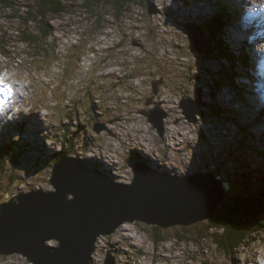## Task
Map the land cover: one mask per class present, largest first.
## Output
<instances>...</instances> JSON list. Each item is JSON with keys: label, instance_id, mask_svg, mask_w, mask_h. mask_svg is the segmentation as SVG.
<instances>
[{"label": "rangeland", "instance_id": "1", "mask_svg": "<svg viewBox=\"0 0 264 264\" xmlns=\"http://www.w3.org/2000/svg\"><path fill=\"white\" fill-rule=\"evenodd\" d=\"M15 1L23 4L26 0ZM112 1L63 0L67 11L49 18L53 34L45 52L19 44L18 22L9 18L12 12L0 8V35L10 41L6 47L9 56H0V112H9L10 115L4 116L12 117L13 121L32 116L23 134L34 146H43L41 152L61 151V142L66 139L77 157L90 165H106L110 176L119 183L129 182L127 160L132 151L155 167L180 174L192 168L191 164L199 168L207 166L201 156L210 143L213 141L224 149L223 143L238 141V126L222 115H215L216 108L212 112L208 108L212 118L206 117L202 125L204 135H211L199 149L198 125L184 119L180 100L194 95L196 86H202L206 89L202 95L204 102L213 105L223 102L234 110H246L254 119L257 110L251 109L252 105L246 108L237 83L251 88L257 85L254 89L260 95L258 111H264V72L256 78V68L250 62V74L255 79L251 82L243 76L242 66L237 65L236 79L231 80L230 61L204 60L188 50L183 25L205 24L202 19L212 17L218 5H229L235 16L232 20L229 16L224 38L229 40L231 53L237 55L236 46L242 43L250 46L233 35L244 8L243 0H144L143 4L134 0L120 11L113 7ZM198 76L199 81L194 80ZM156 79L159 86L154 94L151 83ZM6 85L12 86L11 93ZM213 92L219 103L211 97ZM148 97L162 101L161 108L168 112L161 137L139 113ZM260 118L257 114L250 131L254 144L259 145L250 152L254 161L248 171L254 175L259 174L264 164H261L264 127ZM95 122L105 129L96 133ZM94 159L99 164H92ZM212 163L218 165L220 161ZM51 170L50 161L38 170L19 169L13 174L14 183L10 181V172H0V195L53 190L47 184ZM216 171L219 172L218 166ZM226 177L232 178L222 172L221 178L228 186L230 183L240 192H256L253 197L263 190L259 189L260 183L247 187L238 179L228 182ZM152 228L124 223L111 235L99 237L94 264H103L108 253L115 257V264H264V224L263 229L252 235L248 246L234 253L219 249L210 240L190 241L191 227L183 232L177 228L159 229L157 239ZM176 232L185 238L177 239ZM0 264L28 263L21 256L12 255L0 256Z\"/></svg>", "mask_w": 264, "mask_h": 264}, {"label": "water", "instance_id": "2", "mask_svg": "<svg viewBox=\"0 0 264 264\" xmlns=\"http://www.w3.org/2000/svg\"><path fill=\"white\" fill-rule=\"evenodd\" d=\"M203 25L184 24L183 32L188 50L208 60L209 35ZM194 80L199 81V76ZM157 84L152 83L154 91ZM205 90L196 86L194 95L179 102L184 119L198 125L199 149L211 135H204L202 125L206 117L212 118L209 103L202 97ZM144 116L163 136L164 111L156 107ZM102 129V124H95L96 133ZM127 164L129 182L119 183L105 166L87 164L75 154L62 155L47 182L53 190L1 194L0 256L19 255L28 264H94L98 238L111 235L124 223L164 231L195 225L206 228L223 219L230 229H243L245 218L232 217L236 202L247 209L258 206L261 215L255 219L264 221V204L250 203L252 199L225 184L212 166L191 164L180 174L155 167L141 156L129 158ZM240 212L246 213L243 208ZM103 264H115V257L108 253Z\"/></svg>", "mask_w": 264, "mask_h": 264}, {"label": "trees", "instance_id": "3", "mask_svg": "<svg viewBox=\"0 0 264 264\" xmlns=\"http://www.w3.org/2000/svg\"><path fill=\"white\" fill-rule=\"evenodd\" d=\"M138 1H140L139 4L144 3V0ZM112 2L113 7H117L118 11H120L129 4H132L134 0H114ZM86 5L87 4H85V6ZM70 6L72 7V5ZM66 7L67 6L65 3H63V0H26L23 4H18L15 0H0V8L2 10L12 12L11 15H9V18L18 22L16 34V37L19 38L18 43L25 45L28 49H44V52L47 49L48 39L53 34V30L49 24V18L66 12ZM232 13H234L233 9H231L229 5L222 3V5H218V9L215 10L212 17L210 16L211 18L209 17L208 19H202L205 23L203 26L209 35V47L207 49L206 58L208 61H219L223 58L230 61L232 67L230 69L231 73H228V77L231 80L236 79L234 67L238 65L241 68L242 66L241 69L243 76L250 79L251 82H254V79H252L250 74L251 69L248 66V64L251 62L249 55H247V51H249L250 46H248V48L245 43H242L240 46H236L235 48L237 49V55H235L231 53L232 50L229 45V40L227 41L224 38V31L227 23L229 22V16H231V20L235 16V14ZM9 44L10 41L8 42L6 37H0V56H9V53L6 49ZM237 85L240 87V90L238 87L237 90L246 108L252 105L254 108L251 109H255V111L257 110L255 118L253 119L251 115L248 116L246 110H234L223 102L219 105L217 104L213 106L209 104L211 112L214 111L213 108L217 109V114L215 113V115H222L225 119L234 122L235 125L238 126L237 130L240 132V134L238 132V141L230 144L223 143L225 147L224 149L212 141L208 150L201 156V159H203V163H207L208 166H212L214 169H216L218 166L219 174L222 175V172H224V174H229L234 180L238 179L247 187L260 183L259 186L261 187L259 189L263 190L258 195L262 196L259 199L258 196L253 197L256 192L247 193L246 191H243V193L248 199H252L250 200V203L262 205L264 204V162H261L263 165L260 168L259 174L257 175H254L253 172L248 171V168L249 165L253 164L254 161V157L250 152L256 150L255 146H259L254 144V135L250 131L255 121H257V114L261 116L260 122L263 123L262 126L264 127V111L263 109H259L258 111L257 103L259 102L260 95L257 93L258 91H252V89L257 87V85H254L253 88L244 85L240 86L238 83ZM210 95L211 97H214L215 102H217L214 92ZM30 118L32 119V116H24L22 118L20 117L19 120H11L7 123L1 122L2 124H0V172L2 174L10 172V181L13 183L16 181V179H13V174L17 173L19 169H25L27 171L29 169L38 170L42 168V165L46 161H50L52 165L62 155L75 154L78 156V154L73 151L72 147L67 146L69 141L66 139H64V142H61V151L55 152V150H50V153L47 154L44 151L41 152V149H44L43 146H34L26 139V134H23V131L27 128L28 120ZM262 137H264V135ZM259 139L260 138H258V141L260 142L261 140ZM86 142H88V139H86ZM238 145L241 146V148L238 147ZM262 146L264 149V141H262ZM130 156L140 158V154H138L137 151H132L129 157ZM213 157L216 159H213ZM145 160L148 162L147 159ZM218 160L220 161L218 165L212 163H217L219 162ZM97 161L98 159H94L91 163L99 164ZM203 166H205V164H203ZM242 179H245L246 182ZM247 180L249 181L247 182ZM241 208H243L244 212H246L245 214H241ZM248 209L251 211L249 212ZM248 209L245 207V205L241 206L239 202H236L233 206L232 217H237V219L245 218V221L241 222L242 224H246L243 226V229H241L240 226H237V231L232 230L226 224L225 220L219 219V221H216L210 227L205 228L201 225L192 226L191 228L193 231L190 232L192 234V238L189 240L194 243L210 240L219 249H223L224 251H232L231 253H234V251L245 247V245H247V243L252 240V235L255 232L263 229L264 221L260 222L259 220L255 219L258 215H261L260 208L258 206H253L248 207ZM249 222L250 224H248ZM219 223H222L223 225H220ZM152 229L156 232L157 239V231H159V229ZM194 229L196 230L195 232ZM177 230L183 232L186 231V228H180ZM176 236H178L177 239L180 240L185 238H181L180 234L177 232Z\"/></svg>", "mask_w": 264, "mask_h": 264}, {"label": "clouds", "instance_id": "4", "mask_svg": "<svg viewBox=\"0 0 264 264\" xmlns=\"http://www.w3.org/2000/svg\"><path fill=\"white\" fill-rule=\"evenodd\" d=\"M243 3L244 8L233 35L237 40L247 41L251 46V62L258 72H264V0H243Z\"/></svg>", "mask_w": 264, "mask_h": 264}, {"label": "flooded vegetation", "instance_id": "5", "mask_svg": "<svg viewBox=\"0 0 264 264\" xmlns=\"http://www.w3.org/2000/svg\"><path fill=\"white\" fill-rule=\"evenodd\" d=\"M155 82H158L157 81V79L155 80V81H153L152 83H155ZM152 83H151V85H152ZM159 86V85H158ZM158 86L156 87V90L154 91L153 90V87H152V92L154 93V94H157V88H158ZM147 102H149V104L147 105L146 103ZM161 102L162 101H156V100H153V97H148L147 99H146V101H145V104H143V106H142V108L139 110L140 112L139 113H141L143 116H144V113H146V112H148V111H150V110H152V109H154V108H156V107H158V108H160L162 111H163V108H161L162 106H161ZM164 113H165V117H168V112L167 111H164ZM97 115L98 114H96V117H97ZM105 116H106V113L104 114ZM95 117V121H97V118ZM145 117V116H144ZM146 118V117H145ZM103 120V119H102ZM103 123L102 124H106V122L105 121H102ZM164 122V121H163ZM164 131H165V129H164Z\"/></svg>", "mask_w": 264, "mask_h": 264}, {"label": "snow or ice", "instance_id": "6", "mask_svg": "<svg viewBox=\"0 0 264 264\" xmlns=\"http://www.w3.org/2000/svg\"><path fill=\"white\" fill-rule=\"evenodd\" d=\"M5 87L7 88V91H8L9 93L12 92V86H11V85H6Z\"/></svg>", "mask_w": 264, "mask_h": 264}, {"label": "bare ground", "instance_id": "7", "mask_svg": "<svg viewBox=\"0 0 264 264\" xmlns=\"http://www.w3.org/2000/svg\"><path fill=\"white\" fill-rule=\"evenodd\" d=\"M181 100H182V99H181ZM181 100H180V101H181ZM179 109H180V107H179ZM180 111H181V113H182V110H181V109H180ZM183 117H184V116H183ZM193 125H194V124H193ZM221 179H222V178H221ZM222 180H223V179H222ZM223 181H224V180H223ZM224 183L227 184L225 181H224ZM190 227H192V226H190ZM190 227H188V228H190ZM176 228H177V227H176ZM171 229H175V228H171ZM177 229H180V228H177ZM164 231H165V230H164Z\"/></svg>", "mask_w": 264, "mask_h": 264}, {"label": "built area", "instance_id": "8", "mask_svg": "<svg viewBox=\"0 0 264 264\" xmlns=\"http://www.w3.org/2000/svg\"><path fill=\"white\" fill-rule=\"evenodd\" d=\"M129 176V175H128Z\"/></svg>", "mask_w": 264, "mask_h": 264}]
</instances>
